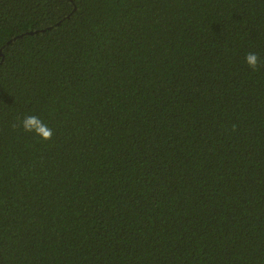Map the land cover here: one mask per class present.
I'll return each mask as SVG.
<instances>
[{
  "label": "trees",
  "instance_id": "obj_1",
  "mask_svg": "<svg viewBox=\"0 0 264 264\" xmlns=\"http://www.w3.org/2000/svg\"><path fill=\"white\" fill-rule=\"evenodd\" d=\"M0 51V264H264V0H0Z\"/></svg>",
  "mask_w": 264,
  "mask_h": 264
},
{
  "label": "clouds",
  "instance_id": "obj_2",
  "mask_svg": "<svg viewBox=\"0 0 264 264\" xmlns=\"http://www.w3.org/2000/svg\"><path fill=\"white\" fill-rule=\"evenodd\" d=\"M245 62L249 68L256 71L260 66L261 58L257 54L250 52L246 54ZM20 124L25 132L35 133L45 142L50 141L53 137L52 129L36 115L25 116Z\"/></svg>",
  "mask_w": 264,
  "mask_h": 264
},
{
  "label": "water",
  "instance_id": "obj_3",
  "mask_svg": "<svg viewBox=\"0 0 264 264\" xmlns=\"http://www.w3.org/2000/svg\"><path fill=\"white\" fill-rule=\"evenodd\" d=\"M39 31H30L28 32L27 34L28 35H35V34H38ZM20 37H23V35H21ZM18 38V37H17ZM17 38L13 39V40H10L8 44H11L14 40H16ZM2 51H0V54H1Z\"/></svg>",
  "mask_w": 264,
  "mask_h": 264
}]
</instances>
